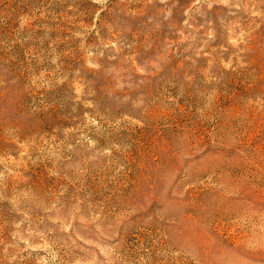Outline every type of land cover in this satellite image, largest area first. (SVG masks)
I'll list each match as a JSON object with an SVG mask.
<instances>
[{
  "label": "rangeland",
  "instance_id": "1",
  "mask_svg": "<svg viewBox=\"0 0 264 264\" xmlns=\"http://www.w3.org/2000/svg\"><path fill=\"white\" fill-rule=\"evenodd\" d=\"M0 264H264V0H0Z\"/></svg>",
  "mask_w": 264,
  "mask_h": 264
}]
</instances>
